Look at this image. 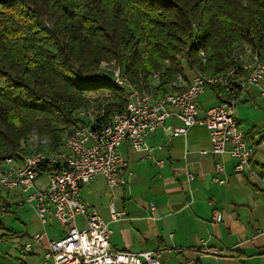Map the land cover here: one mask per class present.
Masks as SVG:
<instances>
[{"label":"trees","instance_id":"1","mask_svg":"<svg viewBox=\"0 0 264 264\" xmlns=\"http://www.w3.org/2000/svg\"><path fill=\"white\" fill-rule=\"evenodd\" d=\"M244 44L264 60V0H0V159L62 148L66 136L90 123L78 113L92 103L106 116L123 111L125 90L113 73L99 72L103 63L118 61L139 89L150 87L151 74L164 94L190 84H177L189 81L185 64L194 75L228 71ZM208 89L218 103L230 98L218 85ZM105 91L115 94L112 107L85 95ZM31 138L37 146L28 150ZM49 170L40 166L41 174ZM8 197L0 191V202ZM17 207L8 208L0 228Z\"/></svg>","mask_w":264,"mask_h":264},{"label":"built area","instance_id":"2","mask_svg":"<svg viewBox=\"0 0 264 264\" xmlns=\"http://www.w3.org/2000/svg\"><path fill=\"white\" fill-rule=\"evenodd\" d=\"M199 55L205 61L208 53L202 50ZM235 59L238 63L224 73L209 75L199 71L185 89L164 94L155 86L146 87L143 83L141 89L136 88L115 61L103 63L111 65L115 83L125 90L123 111L106 116L104 108L98 109L92 103L78 113L79 117H89L90 123L66 136L62 148L19 150L0 159V191L13 195L8 197V202H0V222L10 206H30L44 227L49 223L50 214L62 227L70 225L59 238H48L46 230L36 232L33 241L23 246L30 252L34 243L48 238L44 261L40 264H163L158 250L115 249L109 222L96 207L83 200L82 189L98 176H103L112 188L125 183L126 175L132 172L127 170L128 162L120 151L121 145L128 142L136 151L151 155L155 148L147 139L157 129L165 128L168 119L181 123L173 127L170 138L187 135L195 125L205 126L211 149L202 153H230L237 160L235 172L253 177L256 173L250 165L254 147L239 127L236 105L251 88H256L264 100V60L247 44L236 47ZM153 76L158 79L161 72ZM177 79L183 81V76L179 73ZM211 85L221 87L230 98L202 112L198 101ZM48 142V139L41 140L44 145ZM259 143L264 145V137ZM158 148L162 150L164 146ZM43 165L50 166V170L41 174ZM224 169L222 163L216 164L218 174ZM42 176L48 178V183L41 187L38 180ZM187 177L193 180L195 176L190 172ZM214 180L225 182L219 175ZM151 209L156 210L155 204ZM125 215V211L111 207L113 220ZM222 217V212L215 211L212 220L218 222Z\"/></svg>","mask_w":264,"mask_h":264},{"label":"crops","instance_id":"3","mask_svg":"<svg viewBox=\"0 0 264 264\" xmlns=\"http://www.w3.org/2000/svg\"><path fill=\"white\" fill-rule=\"evenodd\" d=\"M192 75L178 85L191 83ZM257 97L258 91L251 88L241 101ZM209 107L200 109L205 112ZM236 118L242 129L237 114ZM180 124L168 119L165 128L149 135L147 142L155 148L151 155L124 142L120 151L132 174L114 188L103 176L96 177L82 189L83 200L109 222L115 249L158 250L163 264H264V145L255 137L257 130L243 131L254 147L250 168L256 174L247 177L235 172L237 160L230 153H202L211 149L205 126L195 125L187 135L170 138L173 127ZM161 145L162 150L158 148ZM217 163L225 167L219 174ZM190 172L194 173L193 180H188ZM215 175L225 182L215 181ZM39 183L46 185L48 178L42 176ZM152 204L156 206L154 212ZM112 206L126 215L113 220ZM17 208L18 212L22 207ZM215 211L222 212L221 221L212 220ZM2 224L0 237L6 234ZM48 238L34 243L30 253L38 258L43 252L44 257ZM36 245L41 252H34Z\"/></svg>","mask_w":264,"mask_h":264},{"label":"rangeland","instance_id":"4","mask_svg":"<svg viewBox=\"0 0 264 264\" xmlns=\"http://www.w3.org/2000/svg\"><path fill=\"white\" fill-rule=\"evenodd\" d=\"M140 49L142 50L143 46ZM116 63L118 64V61ZM110 66L111 65L104 64L100 67L99 72L104 74L112 73ZM184 67L185 72L191 76L193 72L189 70L186 64ZM142 77H144V75H142ZM146 79L148 80V85H157V82L153 80L151 74H149ZM100 94L101 93L98 94L95 92L87 93L85 95L86 97L90 98V101H94L95 103L104 101L105 104L108 103V105L111 107L112 103L117 101L114 93L105 91V93H102L101 95ZM216 103H218V100L214 97L213 93L207 89L206 93L201 96L200 106L207 108ZM236 107V114L242 127L241 130L249 133L255 129L257 130L254 132L255 137L258 140L261 139V137L264 136V100L260 98V96L259 98L257 97L246 102L240 100L237 102ZM82 119L86 123L91 121L89 117H83ZM37 141L38 140L36 138L29 139V141L26 143V149L32 150L37 146ZM38 185L41 187L45 186L44 183H39ZM3 221L6 226V233L9 232L10 234L7 237H0V264H39L40 262H43V252H41L39 245H36L33 248L35 253L41 252V256L38 258L37 256L33 255V252H26L23 249V246L27 242L33 241L32 236L35 231L41 232L46 230L48 235L52 237H61L68 231V228L70 227V225L62 227L53 215L49 217V223L46 227H44L37 217L35 211L30 206L22 207L17 213H14L13 215L4 216ZM80 222L81 221L78 222L79 225ZM14 233H16V236H13ZM20 233L21 235H19Z\"/></svg>","mask_w":264,"mask_h":264}]
</instances>
